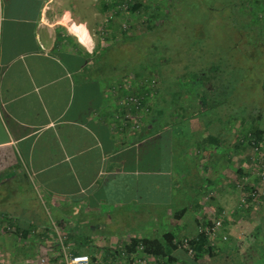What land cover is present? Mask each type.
Here are the masks:
<instances>
[{
  "label": "crops",
  "instance_id": "obj_1",
  "mask_svg": "<svg viewBox=\"0 0 264 264\" xmlns=\"http://www.w3.org/2000/svg\"><path fill=\"white\" fill-rule=\"evenodd\" d=\"M111 6L104 0H0V227L6 228L5 242L21 243L19 264L39 262V254L48 259L43 264H65L63 246L73 255H88L91 264H111L130 237H151L146 228L168 226L174 210L184 220L192 207L206 203L215 181L219 184L227 154L205 148L213 141L205 126L214 122L196 121L203 132L186 140L189 145L173 138L181 156L192 155L185 157L192 159L189 165L198 169L201 163L204 169L190 176L187 166L176 177L174 145L158 148V153L150 146L179 129L178 123L157 121L155 85L145 82V73L121 80L101 73L97 54L107 44V30L98 21L115 22V29L125 22L122 14L112 15ZM246 146L235 142L234 155ZM157 154L167 160L162 164L167 168L160 163L157 169L141 166L157 161ZM226 160L224 171L230 177ZM246 163L238 159L237 168ZM192 178H208L210 184L200 193L191 191L185 207L170 206L164 195L183 194ZM256 180L248 186L258 187ZM229 186L231 193L237 191ZM158 199L163 208H157ZM256 204L244 211L230 206L229 220L241 234L229 236L233 246L222 247L229 264H245L256 235L264 233V204ZM151 209L166 216L146 225ZM256 210L254 217L250 212ZM193 216L189 234L194 236L208 221L203 219H214Z\"/></svg>",
  "mask_w": 264,
  "mask_h": 264
},
{
  "label": "rangeland",
  "instance_id": "obj_2",
  "mask_svg": "<svg viewBox=\"0 0 264 264\" xmlns=\"http://www.w3.org/2000/svg\"><path fill=\"white\" fill-rule=\"evenodd\" d=\"M111 1L114 0H104L106 4H111L112 8L115 6L114 9H110L112 15L122 14L125 22L123 24L118 22L115 29L113 27L115 22L98 21L105 25L101 29L107 30L104 34L107 44L97 54L100 62L98 64H101V73L106 77L114 76L120 80L126 79V75L130 74L143 77L145 73L147 75L145 82H149L150 86L155 85L157 121L175 122L179 126V129L166 132V136L158 138L150 146L154 147V150L156 147L158 153V148H170L171 144L174 145L176 153L173 159H177V161L174 163L176 166L173 168V173L176 177L179 176L181 169H186L187 166H190V176L192 173L196 175L200 171L203 173L204 169H202L201 163L198 164L200 170L198 172L197 168L189 165L192 159L191 161L185 159L186 156L191 158V154H182L181 156L178 150L179 143H173V138L179 142L182 141L180 143H184V145H189L188 142L190 143L195 136L197 137L203 132L195 122L201 121L202 124H206L213 121V126L203 125L207 128L206 133L214 135L209 146L204 143L205 148H208L207 152L209 153H212V150H219V148L226 153L227 156L224 157V160L227 159L226 163L229 164L226 165L232 171L229 173L230 177H226L227 172L224 171L225 165L222 160L218 172L221 176L219 184L214 180L213 190L210 189L204 197L205 204L200 203V206L192 207L191 211L184 216V220H182L181 211L170 212L171 223L168 226H158L157 231L153 230V227L146 228L151 237H130L127 244L119 248L122 252L121 257L114 258L111 264L135 263L137 253L128 251V246L132 244L133 239H151L162 242L164 235L173 233L176 236V241H183L186 237L194 236L189 234L196 223V218L194 219L193 215H198L200 219L203 216L214 218L203 219H208L210 222L221 220L226 235L231 238L240 236L241 229L234 228V223L229 220L231 210L239 206V209L244 211V208L251 203H258L256 205L259 207H263L261 204H264L261 197L252 196L256 187L252 188L251 193L245 190L256 179L260 167H264V144L262 143L258 147L254 146L251 134L248 132L250 125L247 124L253 122L257 127L264 128V8L261 7L258 0ZM136 4L139 7L137 10H132ZM212 80H214L213 85L221 84L223 88L226 86L227 94L208 92L206 95L212 98V105L209 108L206 105V108L204 107L200 112L194 111L202 106L194 105L191 100L197 99L200 87L205 85V82H212ZM165 112V118L162 119ZM185 121L194 123L191 127H194L196 131L186 130V125L180 123ZM246 133L249 135V139H245ZM238 139L247 146L234 155L233 144ZM160 144L161 146H159ZM159 156L157 154V161L141 163V166L151 165L157 169L161 165L163 168H167L162 165L167 163V160L161 161ZM203 157L204 155H202ZM205 157L207 156L205 155ZM214 158L210 155V162ZM238 159H246V166L237 168L236 161ZM159 163L160 165H158ZM239 171H243V173H239ZM256 172L257 174L252 180L247 177ZM243 177L246 178L243 179ZM208 178H201V180L192 178L194 182L184 183L186 186L183 188V194L175 192L170 196L165 194L163 198L169 199L170 206L173 208H183L186 206L185 201L187 203L190 200L191 191L200 193L204 187L210 184ZM190 179L191 177L188 180ZM175 184L181 185L179 182ZM228 185H234L237 191L231 193V186L228 187ZM191 186L194 188H190ZM243 199L246 200V203L242 202ZM161 204L163 202L158 199L157 208H163ZM196 209H199L198 214ZM209 211L210 214H208ZM148 213V217L143 220L146 225H153L155 221L158 222L160 218L166 216L165 211L161 213L159 209H155V211L151 209ZM250 213L255 217L259 210ZM248 215L250 214L248 213ZM164 220L166 223L163 220L161 222L166 225L168 219ZM186 224L187 227H185ZM5 230L0 227V264H19L18 258L22 253L19 252L21 243L5 242L3 240V236L7 233L4 232ZM12 232H8V235ZM259 234L256 235L254 247L250 248V252L245 253V257H247L245 264H264V233L260 230ZM231 238L228 241L222 239L215 243L209 240L207 250L198 259V264H229L231 258L224 254L225 250H222V247L227 244L226 246L230 248ZM23 247L25 246L23 245ZM8 249H11V253L8 252ZM179 249L186 250L184 247ZM209 249L212 250V254ZM37 258L39 260L37 263L40 264H43L44 259L48 260L47 257L40 254L37 255Z\"/></svg>",
  "mask_w": 264,
  "mask_h": 264
},
{
  "label": "trees",
  "instance_id": "obj_3",
  "mask_svg": "<svg viewBox=\"0 0 264 264\" xmlns=\"http://www.w3.org/2000/svg\"><path fill=\"white\" fill-rule=\"evenodd\" d=\"M261 7L264 8V0H258ZM139 7V5H134V7L132 8V10H137V8ZM217 79V78H215ZM211 81H207L205 82V85H203L202 87H200L199 91H198V95L199 97L197 99H192L191 103H194V105H201L202 108L198 109V110H194L197 112H200V110H203L204 107L209 108L212 105V101H211V97L207 96L206 94L208 92H219L220 95H225L227 94V87L223 86L220 84L219 86L213 85L214 84V80ZM209 84V87H208ZM208 87V88H207ZM202 91V92H201ZM196 118V117H194ZM188 122V121H185ZM213 122V121H212ZM245 123V122H244ZM243 123V125H244ZM190 126L186 129L189 131H196V129L193 127H191L192 122H189ZM249 124V130L248 132L251 134L252 139H254L256 141V144L259 146L262 143L264 144V128H259L255 125V123H247ZM248 133V134H249ZM210 138H212V140L214 139V135L210 134ZM249 139V135H247V133L245 134V139ZM247 142V141H246ZM237 145L243 146L245 147L246 144L242 143V141H238L236 142ZM241 173H243V171H241ZM256 182L258 187L260 188H264V182L260 179V178H256ZM259 179V180H258ZM253 187H246V191L248 193H251ZM253 199V198H252ZM185 239V238H184ZM183 241H176V236L175 234L171 233V234H166L164 235L163 241L162 242H158L157 240H151V239H133L132 240V244H130L128 246V251H135L136 253L139 250L140 247H142L144 249V252L148 255H153L156 258L159 257H168L169 260L173 263L176 262H181L182 260H184V262L187 263H191V264H198V259H200V257L202 256V254L204 252H206L207 250V245L209 243V238L208 236H206L205 234H200L198 233L196 235V239L192 240L190 242V246L193 247L194 249V256L188 255V250L185 248ZM180 247H184L186 250H182L179 249ZM211 251V254L213 253L211 249H209Z\"/></svg>",
  "mask_w": 264,
  "mask_h": 264
},
{
  "label": "built area",
  "instance_id": "obj_4",
  "mask_svg": "<svg viewBox=\"0 0 264 264\" xmlns=\"http://www.w3.org/2000/svg\"><path fill=\"white\" fill-rule=\"evenodd\" d=\"M252 140L253 143L255 144L254 146L258 147L256 141L254 139ZM260 168L257 178H260L264 182V167H260ZM245 178L246 177H243V179ZM256 188L257 189L252 192V196L256 198L261 197L264 201V188H260V187H256ZM242 202L246 203V200L243 199ZM199 233L208 236L209 240L212 241L213 243H215L216 241H221L222 239L223 241H228L229 239V236L224 233L223 222L221 220H215L213 222L208 221L205 225L200 227ZM194 239H196V236L186 237L183 242L185 248L188 250L189 255L194 254V249L193 247L190 246V242ZM62 251L65 258L64 261L65 264H91V258L86 254L73 255L64 246L62 247ZM137 252L139 253H137L134 264H180L177 262L176 263L171 262L168 257L156 258L153 255H148L144 252V249L142 247L141 250L140 251L138 250Z\"/></svg>",
  "mask_w": 264,
  "mask_h": 264
}]
</instances>
